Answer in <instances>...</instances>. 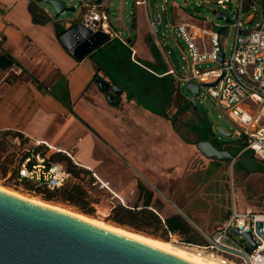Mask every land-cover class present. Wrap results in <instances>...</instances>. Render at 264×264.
Segmentation results:
<instances>
[{"label":"rangeland","instance_id":"1","mask_svg":"<svg viewBox=\"0 0 264 264\" xmlns=\"http://www.w3.org/2000/svg\"><path fill=\"white\" fill-rule=\"evenodd\" d=\"M62 1L67 6H72L73 10L60 13L57 19L72 21L81 8L80 1L87 0ZM142 1L138 0L139 3H134L132 6L134 26L130 31L128 30L131 22L129 0H101L100 5L107 9L110 23L115 31L124 37L131 33L134 43L130 50L134 49L136 58L143 62V55L150 57L151 62L147 63L149 67L155 66L162 70L171 67L177 74L181 72V66L184 64L181 50L186 51L185 45L173 29L171 34L169 33V25L180 21L215 31L220 29L221 48L224 56H228L233 36L231 13L235 10L236 0H230L229 8H220L212 0H144V4ZM40 4L53 15L49 5L42 2ZM257 8L258 5L253 4L248 11L253 12ZM215 11L223 12L228 21L216 19ZM145 13L150 18L154 14L157 16L155 40L161 44L165 59L162 58L151 35L147 34ZM257 21L258 17L250 24L244 23L242 26L251 27ZM195 41L199 47V38ZM127 49L121 51L115 41L109 40L91 52L103 66L102 69L107 72L105 79L121 89L119 94L121 104L124 100L133 104L134 109L128 110L127 116L134 124L132 134L136 140L128 141L126 149L131 160L150 166L149 171L155 177V183L149 180L151 185L162 192L159 177H164L169 193L176 194V201L180 205L176 206L206 232L223 221L232 203L238 211L246 209L264 211V163L258 161L249 151L239 154L242 141L234 132L241 131L242 126L220 110L212 99L203 98V88L199 89V95L194 98V105L188 103L191 93L185 88L186 83L177 86L171 75L157 77L144 67L132 65L128 60ZM108 50L110 51L106 53ZM126 59L128 64L125 63ZM213 66L215 63L212 62H203L199 65L200 68ZM238 106L243 109H255V105L248 100L239 102ZM209 129L212 136L216 137L224 147L223 149L234 154L232 160L206 158L195 147L196 141L202 140L201 137ZM218 129L230 133V136L220 134ZM54 157L58 156L54 155ZM15 160L16 156L7 143H0V185L23 195L80 212L110 225L182 246L175 243L173 238L166 239L160 236V231L153 229L148 219L137 214L130 216L123 212L124 205L141 203L143 196L137 187V184H141L145 190L149 189L151 192L150 205L161 216L167 214L159 210L160 206L168 204L167 201L152 189L141 172L144 177L129 169L130 165H106L104 168L116 174L120 185L127 184L129 177H135L133 190L127 191L126 194L122 193L117 198L106 189L99 188L97 184H91L90 174L82 173L75 176L73 182L69 179L65 184L66 186L77 184L79 187V196H73L72 204L66 201L45 200L40 193L32 191L31 186L18 183L14 178ZM159 163L162 164L156 165ZM155 165L163 169L162 173H157L154 169ZM102 167L99 168L103 171ZM165 198L171 201L173 199L166 195ZM167 208L171 211L175 210L172 207ZM132 226H137L144 232ZM235 239L240 240L237 236ZM240 241L242 245H247L245 239L242 238Z\"/></svg>","mask_w":264,"mask_h":264},{"label":"crops","instance_id":"2","mask_svg":"<svg viewBox=\"0 0 264 264\" xmlns=\"http://www.w3.org/2000/svg\"><path fill=\"white\" fill-rule=\"evenodd\" d=\"M52 16L45 6L34 0H0V130L18 131L29 141L46 142L50 151H68L79 166L108 182L117 198L134 189L135 177H129L127 184L120 185L116 174L104 168L106 165H130L129 169L143 174L151 184L155 177L149 171L150 166L131 160L126 149L128 141L136 140L132 134L134 124L127 116L128 110L134 109L133 104L125 100L121 104L119 94L114 96V104L105 100V92L97 82L102 79L111 85L105 79L107 72L92 56L93 52L81 59L69 54L55 33L54 23L65 30L70 21L53 20ZM145 17L147 34L156 44L146 13ZM124 38L130 50L134 43L131 33ZM130 51L139 62L134 49ZM142 60L151 62L147 55H143ZM142 67L154 74L164 72L155 66ZM156 165L154 169L162 173L163 169ZM159 178L162 192L173 198L175 206H180L176 194L169 193L164 177ZM167 207L173 208L168 203L159 210L175 213ZM211 231L203 232L209 235Z\"/></svg>","mask_w":264,"mask_h":264},{"label":"built area","instance_id":"3","mask_svg":"<svg viewBox=\"0 0 264 264\" xmlns=\"http://www.w3.org/2000/svg\"><path fill=\"white\" fill-rule=\"evenodd\" d=\"M142 2L144 4V0ZM212 2L220 8H229L230 0ZM134 3L139 2L134 0ZM253 4H257L258 8L249 12ZM80 6L76 18L70 21L67 27L79 24L90 32L100 31L107 35L108 39H116L124 45L127 44L125 38L111 25L107 11L100 3L80 1ZM147 17L149 31L155 36L157 32L155 33L151 26L152 19ZM231 17L233 36L227 57L221 48L220 31L188 22L171 23L169 33L171 34L173 29L185 45L186 51L181 50L184 64L179 74L168 67L166 71L156 75H171L177 86L184 83L196 84L198 86L196 96L199 95V89L203 88V98L212 99L220 110L242 126L241 131L234 132L243 143L239 154L248 150L252 156L264 163V0H252L248 3L247 0H236ZM256 17L258 21L253 26H242L244 23L250 24ZM196 38H199V47ZM156 44L165 56L161 44L158 41ZM129 57L132 62L142 66L133 58L131 51ZM203 62H212L215 66L200 68L199 65ZM243 100L251 101L255 109L240 108L238 103ZM12 132L14 134L9 136L5 143L16 156L14 163L16 181L24 179L53 190L66 184L69 179L72 182L75 180V176L53 157L54 153H63L73 164L79 166L68 151L59 149L50 151V146L46 142L29 141L21 132ZM89 174L92 178L91 184H97L99 188H104L114 195L109 189L108 182L100 180L92 171ZM254 222H260V232L264 234V211L249 209L238 211L232 203L228 216L208 235L209 241L189 244L184 243L178 234L169 233L168 236L173 238L175 243L222 263L264 264L263 241L254 231ZM234 229L238 233L247 232L254 246L250 247L248 243L242 245L240 240L243 237L233 233ZM235 236L240 240H236Z\"/></svg>","mask_w":264,"mask_h":264},{"label":"water","instance_id":"4","mask_svg":"<svg viewBox=\"0 0 264 264\" xmlns=\"http://www.w3.org/2000/svg\"><path fill=\"white\" fill-rule=\"evenodd\" d=\"M49 5L53 10L52 19L64 11H72L62 0H34ZM99 4L101 0H90ZM134 0H129V30L133 25L132 6ZM214 17L225 22L226 15L215 11ZM151 26L157 32L155 22L157 16H152ZM220 31V29L218 30ZM130 39L128 36L127 41ZM62 46L75 59H81L101 44L108 42L107 35L100 31L90 32L79 24H73L60 34ZM221 59V53L219 54ZM97 86L105 92L108 103H116L114 95L121 89L115 85H108L99 79ZM185 88L191 93L189 103L194 105L198 86L188 83ZM218 132L230 136L222 129ZM195 147L206 158L217 160H232L233 156L225 149H217L209 140H197ZM146 182L162 198L173 206L183 219L193 226L204 240L209 241L197 224H195L171 200L156 190L147 180ZM254 231L263 241L264 234L260 232V222H254ZM233 233L241 235L250 247L253 243L247 232ZM223 249V248H222ZM227 250V249H224ZM0 264H193L160 250L148 247L126 237L100 229L75 217L62 212L40 206L0 191Z\"/></svg>","mask_w":264,"mask_h":264},{"label":"trees","instance_id":"5","mask_svg":"<svg viewBox=\"0 0 264 264\" xmlns=\"http://www.w3.org/2000/svg\"><path fill=\"white\" fill-rule=\"evenodd\" d=\"M250 1H252V0H247V3ZM54 28H55V33H56L57 37H59L60 34L64 31L62 28H60L57 25L56 22L54 23ZM114 41L116 42V44L118 46H120L121 51H123L124 49H127L126 45L120 43L116 39H110V42H114ZM127 50H128V60L130 61V63L132 65L143 68L142 66H140V65H138V64H136L130 60V57H129L130 51H129V49H127ZM114 53H115V51H114ZM111 55H113V53ZM128 60L125 61L126 64H128L127 63ZM139 63L141 65L151 69L149 67V65L147 64V62H145V61L140 62L139 61ZM153 75H155L157 77L168 76V74L161 75V76H158L156 74H153ZM188 103H189V100H188ZM12 134H14V132H12L10 130L0 131V143H5L6 139L8 140V137L11 136ZM201 138H202V140H209L217 149L218 148H221V149L224 148V147L218 146V145H220V142L217 140L216 137L212 136L210 129L207 130L206 133L203 134V136ZM242 147H243V143L240 144V149ZM244 151H248V150H244ZM54 155H57L58 157L55 158ZM231 155L234 156V154H231ZM53 157L58 162H60V160H62L60 163H62L63 166L65 167V169L67 171H69L73 176H77V175L82 174V173H85L86 175H88L90 172L89 169L83 168L81 166H76L75 164H73L63 153H54ZM63 161L66 163L64 164ZM258 161H260V160L258 159ZM260 162H262V161H260ZM18 183L27 184V185L31 186L32 187L31 190L32 191L34 190L38 194L40 193L42 198L45 200L66 201V202L73 204L74 203L73 196H75V197L79 196V190H78L79 187L77 186V184H72L70 186H66L64 184L63 186H61L57 189L48 190L45 187L36 185L32 181H28V180H24V179H21L20 181H18ZM137 187H138L139 192H141L142 196H143L141 203L140 204H133L131 206H125L124 205L123 206L124 208H122V209H123V212L125 214L130 215V216L137 214V215L142 216L143 218L148 219L150 221L149 223L152 225L153 229L160 231V233H161L160 236H162L163 238L165 237L166 239L167 238L169 239L168 234L169 233H175L181 237V240L184 243L200 244V243L205 242V240L198 233V231L194 227H192L188 222H186L183 219V217L181 215H179L178 213L175 212L172 214H167V215L161 216L158 213V211L150 205V198H151L150 190L149 189L145 190V188L141 184H137ZM132 227L136 230L143 231L140 228H138L137 226H132Z\"/></svg>","mask_w":264,"mask_h":264},{"label":"bare ground","instance_id":"6","mask_svg":"<svg viewBox=\"0 0 264 264\" xmlns=\"http://www.w3.org/2000/svg\"><path fill=\"white\" fill-rule=\"evenodd\" d=\"M0 191L14 196L16 198L40 205V206H44L59 212H62L64 214H67L69 216L75 217L79 220H82L90 225H93L95 227H98L100 229L112 232L114 234L126 237L127 239H130L132 241L141 243L143 245H146L148 247L160 250L164 253H167L171 256L177 257L179 259L185 260L187 262L193 263V264H228V263H222L214 258H210L201 254L196 253L195 251H193L192 249H189L187 247H183V246H179L176 244H173L169 241H165V240H161V239H157L155 237H150L148 235L142 234V233H138V232H133V231H129L120 227H116L113 225H110L108 223H105L101 220L92 218V217H88L85 214H82L80 212L74 211V210H70L67 208H64L62 206H59L57 204H53L50 202H46L43 201L39 198L36 197H31V196H26L23 195L13 189L10 188H6L2 185H0Z\"/></svg>","mask_w":264,"mask_h":264},{"label":"flooded vegetation","instance_id":"7","mask_svg":"<svg viewBox=\"0 0 264 264\" xmlns=\"http://www.w3.org/2000/svg\"><path fill=\"white\" fill-rule=\"evenodd\" d=\"M106 93H109V87L105 90ZM115 96V95H114ZM219 147H222L221 145H218ZM221 149V148H218Z\"/></svg>","mask_w":264,"mask_h":264}]
</instances>
